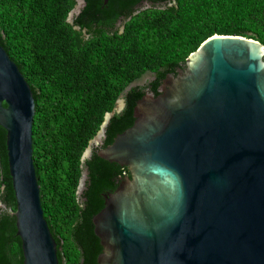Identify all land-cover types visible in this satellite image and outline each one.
Listing matches in <instances>:
<instances>
[{
	"label": "water",
	"instance_id": "95a60500",
	"mask_svg": "<svg viewBox=\"0 0 264 264\" xmlns=\"http://www.w3.org/2000/svg\"><path fill=\"white\" fill-rule=\"evenodd\" d=\"M75 1L70 23L86 6ZM35 108L29 83L0 45V126L23 264H59L33 161ZM112 115L83 165L104 144ZM134 117L98 150L130 172L93 218L98 264H264V45L215 34L185 69L167 75L157 96L137 101ZM87 175L83 168L78 195Z\"/></svg>",
	"mask_w": 264,
	"mask_h": 264
},
{
	"label": "trees",
	"instance_id": "16d2710c",
	"mask_svg": "<svg viewBox=\"0 0 264 264\" xmlns=\"http://www.w3.org/2000/svg\"><path fill=\"white\" fill-rule=\"evenodd\" d=\"M85 2L70 23L75 0H0V45L35 99L33 161L59 264H98L102 246L93 218L105 196L130 177L127 167L102 159L98 150L134 124L137 101L147 92L157 96L167 75L185 69L189 55L215 34L264 45V0ZM147 73L153 80L135 85ZM120 98L125 106L117 113ZM108 113L104 144L83 165ZM82 166L88 175L78 195ZM15 210L0 126V264H23Z\"/></svg>",
	"mask_w": 264,
	"mask_h": 264
},
{
	"label": "rangeland",
	"instance_id": "374dc122",
	"mask_svg": "<svg viewBox=\"0 0 264 264\" xmlns=\"http://www.w3.org/2000/svg\"><path fill=\"white\" fill-rule=\"evenodd\" d=\"M152 78H153V74H151V73H147V74L143 75L140 79H138L137 81H135V85H140V86L145 85V84H147ZM121 99H122V98L119 99V102H118L117 105H116V108H115L116 111L120 110V108H121V104H120V100H121Z\"/></svg>",
	"mask_w": 264,
	"mask_h": 264
},
{
	"label": "flooded vegetation",
	"instance_id": "af4514ba",
	"mask_svg": "<svg viewBox=\"0 0 264 264\" xmlns=\"http://www.w3.org/2000/svg\"><path fill=\"white\" fill-rule=\"evenodd\" d=\"M147 6H149V4H147ZM82 9H83V8H82ZM81 11H82V10H81ZM80 13H81V12H80ZM80 13H79V14H80ZM117 25L122 26V23L118 22ZM152 80H153V78H152L149 82H151Z\"/></svg>",
	"mask_w": 264,
	"mask_h": 264
},
{
	"label": "bare ground",
	"instance_id": "6f19581e",
	"mask_svg": "<svg viewBox=\"0 0 264 264\" xmlns=\"http://www.w3.org/2000/svg\"><path fill=\"white\" fill-rule=\"evenodd\" d=\"M120 104L122 105V102L120 101Z\"/></svg>",
	"mask_w": 264,
	"mask_h": 264
}]
</instances>
